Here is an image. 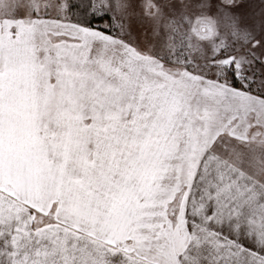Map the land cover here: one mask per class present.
<instances>
[{"label": "snow or ice", "instance_id": "1", "mask_svg": "<svg viewBox=\"0 0 264 264\" xmlns=\"http://www.w3.org/2000/svg\"><path fill=\"white\" fill-rule=\"evenodd\" d=\"M0 264H264V0H0Z\"/></svg>", "mask_w": 264, "mask_h": 264}]
</instances>
